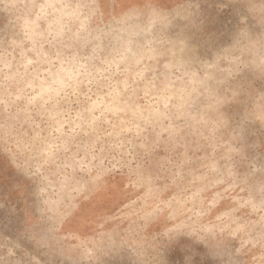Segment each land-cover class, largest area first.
Masks as SVG:
<instances>
[{
  "label": "rangeland",
  "instance_id": "obj_1",
  "mask_svg": "<svg viewBox=\"0 0 264 264\" xmlns=\"http://www.w3.org/2000/svg\"><path fill=\"white\" fill-rule=\"evenodd\" d=\"M0 264H264V0H0Z\"/></svg>",
  "mask_w": 264,
  "mask_h": 264
}]
</instances>
